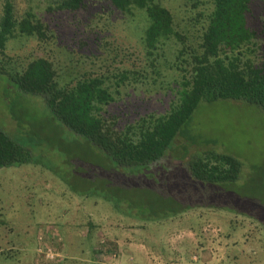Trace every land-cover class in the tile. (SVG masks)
Listing matches in <instances>:
<instances>
[{
	"label": "trees",
	"instance_id": "obj_1",
	"mask_svg": "<svg viewBox=\"0 0 264 264\" xmlns=\"http://www.w3.org/2000/svg\"><path fill=\"white\" fill-rule=\"evenodd\" d=\"M15 1L0 0V76L7 89L39 98L57 131L95 154L93 163L77 165L74 158L71 165L76 166V174L70 183L83 188L74 189L81 197L111 200L117 208L120 202L138 206L136 195L124 192L127 186L119 183V189L115 184L116 175H148L162 165L182 136L181 127L200 102L240 101L257 107L264 115V0H178V14L160 0H47L49 20L55 12L67 14V23L61 25L69 39L59 42L58 49L51 47L55 40L45 15H35L31 6L19 14ZM90 7L98 8L95 13L100 19L118 11V19L136 32L135 44L143 59L134 58L135 50L123 51L122 42H107L100 37L104 42L100 48L106 51L108 44L112 55H102L99 48L100 52H91V56L80 51L73 60V49L88 44L92 30L88 23L81 28L76 16ZM17 40L22 46L33 41L31 51L24 55L12 52ZM64 51L70 53V63L62 65L55 55ZM139 83L164 90L168 107L158 112L147 106L144 111L129 106L125 102L129 88L134 90ZM30 162V152L0 128V168ZM242 166L235 156L210 149L191 154L181 170L176 165L173 169L168 166L169 172L185 171L201 189L185 192L188 202L181 210H223L217 197L239 180ZM210 194L214 200L211 203ZM196 197L194 204L192 199ZM141 203L153 212L162 211L153 221L181 213L174 207L171 212L168 208L163 212L148 200ZM243 217L256 222L264 237V221ZM99 240L89 239L87 255L98 254L99 258L113 250L106 244L95 248Z\"/></svg>",
	"mask_w": 264,
	"mask_h": 264
},
{
	"label": "rangeland",
	"instance_id": "obj_2",
	"mask_svg": "<svg viewBox=\"0 0 264 264\" xmlns=\"http://www.w3.org/2000/svg\"><path fill=\"white\" fill-rule=\"evenodd\" d=\"M160 1L173 8L175 14L179 13L178 0ZM15 2L19 14L31 6L35 15H45L51 23L49 33L54 35L52 48L58 49L59 42L67 43L69 34L64 33L63 27L67 14L55 12L49 20L50 15L45 12L47 0ZM95 8L90 7L76 16V21L82 23L81 28L88 23L92 30L89 43L73 49V60L76 61L80 51L90 56L91 52H100L98 49L104 44L100 37L107 42H122L123 51L135 50L134 58L143 59L142 51L135 44L137 34L118 19L120 13L113 10L107 18L100 19ZM32 45L31 40L27 46L17 40L12 52L24 55L31 51ZM105 45L106 51L100 49L108 57L114 52ZM67 54L70 53L56 54L55 59L59 64H69ZM77 65L83 68L82 64ZM135 86L134 90L129 88L125 98L132 108L144 111L147 106L161 112L168 107L164 90L140 83ZM0 128L21 143L33 161L0 168V254H3L0 264H264L263 230L256 222L243 217L264 221V115L257 107L234 100L200 102L181 127L183 137L177 138L174 151L167 154L162 165L155 166L148 175H116L115 184L127 186L124 192L133 193L139 199L138 206L120 202L118 208L111 200L77 195L74 189L83 188L73 186V181L70 183L76 174V166H71L73 160L84 166L86 161H96L95 154L82 144L72 142L63 131H57L39 98L20 96L7 89L1 76ZM203 149L225 152L241 160L240 177L226 193L225 188L217 197L222 201L223 210L198 207L183 211L181 208L188 202L185 192L196 193L201 189L185 171L169 172L167 167L173 169L176 165L181 170L191 154ZM100 162L96 163L97 168ZM84 170L82 167L81 171ZM208 196L209 202H214L211 194ZM144 200L162 208L163 212L166 208L171 212L170 208L174 207L181 213L167 220L153 221L162 211L153 212L141 203ZM196 201L197 197L192 199V203ZM47 230L54 236L48 237ZM40 232L42 241L52 250V259L37 254ZM97 238L100 242L95 248L106 244L113 249L111 253H102L99 258L98 254L87 255L89 239L97 241ZM235 257L238 259L234 260Z\"/></svg>",
	"mask_w": 264,
	"mask_h": 264
},
{
	"label": "built area",
	"instance_id": "obj_3",
	"mask_svg": "<svg viewBox=\"0 0 264 264\" xmlns=\"http://www.w3.org/2000/svg\"><path fill=\"white\" fill-rule=\"evenodd\" d=\"M46 235L48 237H53L54 235L50 234V232L47 230ZM42 236L43 234H41V232L39 233L38 236V247H37V254L43 255V257H45L46 259H52L53 254H52V250L50 248V246L45 242L42 241Z\"/></svg>",
	"mask_w": 264,
	"mask_h": 264
}]
</instances>
